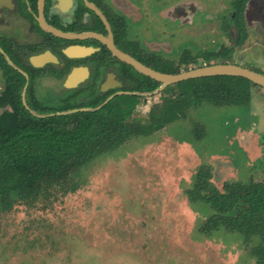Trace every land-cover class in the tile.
<instances>
[{
    "label": "rangeland",
    "instance_id": "1",
    "mask_svg": "<svg viewBox=\"0 0 264 264\" xmlns=\"http://www.w3.org/2000/svg\"><path fill=\"white\" fill-rule=\"evenodd\" d=\"M234 1L137 0L144 15V53L180 70L183 55L189 56L192 69L196 60L210 61V56L220 62L217 55L237 37L229 25ZM262 1L247 4L249 38L227 61L260 74ZM179 4L169 18L165 12ZM171 87L169 93H179V85ZM162 91L140 95L130 120L148 124L150 112L171 95ZM88 98L82 93L74 101H47L38 107L50 110ZM9 110L0 107V115ZM201 166L212 169L211 181L219 190L225 181H264V88L251 85L248 106L202 103L188 109L184 119L128 140L83 167L77 188H47L39 198L25 201L14 194L0 198V264H255L249 246L236 233L199 232L212 213L202 204H190L185 193Z\"/></svg>",
    "mask_w": 264,
    "mask_h": 264
},
{
    "label": "trees",
    "instance_id": "2",
    "mask_svg": "<svg viewBox=\"0 0 264 264\" xmlns=\"http://www.w3.org/2000/svg\"><path fill=\"white\" fill-rule=\"evenodd\" d=\"M249 1L233 2L234 18L230 24L237 32L234 47H224L220 53L222 61L214 64L230 61L234 48L242 47L249 38L250 31L245 20ZM140 62L165 74H178L192 69L189 68L191 61L188 55H183L180 60V65L184 67L181 70L153 55H143ZM0 65L6 83L2 98L4 100L11 97L16 100L10 103L0 99V107L11 108L0 115L2 200L9 199L13 194L22 201L39 198L47 188L52 187H58L62 191L77 188L78 172L94 159L118 149L128 140L160 131L172 120L184 119L188 109H194L202 103L214 107L248 106L250 87L256 86L243 78L229 76L178 83L174 86L179 85V93H169L171 86H168L162 92L171 94L170 97L150 112L148 124H139L130 120V117L139 104L140 95L122 94L101 106L113 91L101 94L96 88H93V93L86 102L50 110L39 108L38 104L27 103V110L20 101L23 78L16 73L21 78V84L10 86V67L1 55ZM194 65L196 68L203 67L197 60ZM125 68L127 71L124 76L129 86L120 91L152 93L159 88L158 82L137 73L127 65ZM99 106L101 107L95 111H78L83 108L96 109ZM73 110L77 111L55 115ZM30 111L47 116L39 118ZM50 114L52 116H48ZM200 132L199 128L194 130L198 140H201ZM194 178L195 182L185 193L188 202L192 205L202 204L212 213L199 232L205 236L220 229L236 233L242 238L243 244L249 246L255 264H264V181H225L219 190L211 181L212 169L209 166L199 167ZM7 203L3 205L4 209L8 207Z\"/></svg>",
    "mask_w": 264,
    "mask_h": 264
},
{
    "label": "flooded vegetation",
    "instance_id": "3",
    "mask_svg": "<svg viewBox=\"0 0 264 264\" xmlns=\"http://www.w3.org/2000/svg\"><path fill=\"white\" fill-rule=\"evenodd\" d=\"M260 6L258 16L264 19L263 1ZM143 16L137 0H0V55L10 67V86L21 84L16 73L23 78L20 101L26 105L74 101L82 93H93V88L101 94L125 92L120 89L129 86L124 76L126 64L113 57L106 44L94 38L63 39L46 32L41 24L73 35L93 33L105 39L110 35L117 50L140 62L145 54L140 32ZM217 57L221 58L220 53ZM211 58L201 64L218 63ZM106 82L121 88L102 92ZM0 85L1 99L5 80H0ZM3 101L16 100L10 97Z\"/></svg>",
    "mask_w": 264,
    "mask_h": 264
},
{
    "label": "water",
    "instance_id": "4",
    "mask_svg": "<svg viewBox=\"0 0 264 264\" xmlns=\"http://www.w3.org/2000/svg\"><path fill=\"white\" fill-rule=\"evenodd\" d=\"M97 13H98V15H100L99 12H97ZM101 18L105 22V20L102 16H101ZM41 26L46 32L52 33L55 36L63 38V39L94 38V39L100 40L102 43L107 45V48L109 49V51L111 52L113 57L118 59L120 62L130 66L137 73H139L145 77H148L151 80L158 82L160 84L159 88L152 93L117 92L115 94H112L110 97H108L101 106H103L104 104L109 102L113 97L120 96L122 94L150 95V94H153L156 92H160L168 86H172V85H175V84H178L181 82H185V81H189V80H196V79L208 78V77L229 76V77L243 78V79L251 82L252 84H254L258 87L264 88V75L263 74H260L258 72H255L253 70H250V69L245 68V67L240 66V65L229 64V63L215 64V65H210V66H203L200 68L189 69L187 71L180 72L178 74H165V73L155 71V70L143 65L141 62L136 61L134 58H132L128 54H125V53L117 50L114 47V45L112 44L110 35H109L108 39H105L102 36H99V35L93 34V33L92 34L88 33V34H81V35H73V34L62 33L60 31L53 30L52 28L48 27L45 24H41ZM116 88H121V86L115 87V86L108 84V82H106L105 84H103L101 86V91L103 92V91H106L107 89H113L114 90ZM25 90H26V87H24V89H23L22 97H24ZM23 100H24V98H23ZM23 105L25 106V108L27 110H29L25 103H23ZM101 106L97 107L96 109H88V108L87 109L86 108L78 109V111H95V110H98ZM76 111L77 110L67 111V112L57 113L55 115H66V114L74 113ZM30 112L32 115L39 117V118H43V117L47 116V115L40 116V115H37L36 113H34L32 111H30ZM48 116H52V114H50Z\"/></svg>",
    "mask_w": 264,
    "mask_h": 264
},
{
    "label": "crops",
    "instance_id": "5",
    "mask_svg": "<svg viewBox=\"0 0 264 264\" xmlns=\"http://www.w3.org/2000/svg\"><path fill=\"white\" fill-rule=\"evenodd\" d=\"M251 1V0H250ZM181 5L177 6V7H180ZM185 6V5H184ZM165 14H168V17L170 16V12H168V10L165 12ZM170 18V17H169ZM249 29V28H248Z\"/></svg>",
    "mask_w": 264,
    "mask_h": 264
}]
</instances>
